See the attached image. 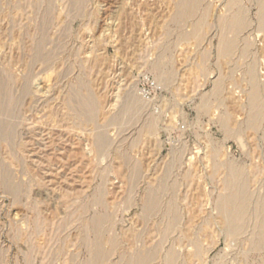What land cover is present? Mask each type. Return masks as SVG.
Masks as SVG:
<instances>
[{
	"label": "rangeland",
	"instance_id": "obj_1",
	"mask_svg": "<svg viewBox=\"0 0 264 264\" xmlns=\"http://www.w3.org/2000/svg\"><path fill=\"white\" fill-rule=\"evenodd\" d=\"M263 13L0 0V264H264Z\"/></svg>",
	"mask_w": 264,
	"mask_h": 264
},
{
	"label": "bare ground",
	"instance_id": "obj_2",
	"mask_svg": "<svg viewBox=\"0 0 264 264\" xmlns=\"http://www.w3.org/2000/svg\"><path fill=\"white\" fill-rule=\"evenodd\" d=\"M253 1V0H252ZM262 2V1H261ZM263 10V8H262ZM181 12V11H180ZM183 12L185 15H191L192 12H193V5H190L189 3L186 4L184 7H183ZM207 13V12H206ZM181 14V13H180ZM264 14V13H263ZM41 16V15H40ZM207 16V15H206ZM178 18V16H176ZM176 19V18H175ZM181 19V18H180ZM185 19V18H184ZM179 20V19H178ZM182 20V19H181ZM44 21V20H43ZM245 21V20H244ZM178 22V21H177ZM239 19H234L232 21L233 23V28L235 31H237L238 29V26H239ZM44 23V22H43ZM42 23V24H43ZM244 24V23H243ZM198 25V24H197ZM226 26V25H225ZM246 26V25H245ZM194 28V27H193ZM39 29V28H38ZM229 30V27L228 29ZM246 30V29H245ZM232 31V30H231ZM197 36V35H196ZM193 37V36H192ZM198 37V36H197ZM34 38V37H33ZM44 39V38H43ZM227 40V39H226ZM40 42V41H39ZM223 42V41H222ZM45 43V42H44ZM237 43V42H235ZM40 44V43H38ZM35 45V44H34ZM222 45V44H221ZM231 44L225 42L222 47H221V53L223 55L225 54H228L231 50ZM40 45H38V48H39ZM40 50V49H39ZM246 51V50H245ZM32 53V52H31ZM232 53V52H230ZM229 53V54H230ZM244 53V52H243ZM249 55V54H248ZM34 56V55H33ZM39 59V58H38ZM37 59V61H38ZM40 61V60H39ZM160 65V64H159ZM236 69V68H235ZM237 70V69H236ZM253 72V71H252ZM258 74V73H257ZM253 79V78H252ZM23 85V84H22ZM29 87V86H28ZM220 89V88H219ZM23 90V89H22ZM258 92V91H257ZM251 101H252V104L253 106H256L257 105V102H258V97L256 95V93H252L251 94ZM14 103V102H13ZM16 103V102H15ZM86 103V102H85ZM13 105V104H12ZM83 105V103L81 104ZM91 105V104H90ZM85 106H88L87 104H85ZM80 107V106H79ZM91 107V106H90ZM89 107V108H90ZM82 108V107H81ZM80 110V109H79ZM78 111V110H77ZM90 111V110H89ZM85 112V111H83ZM91 112V111H90ZM79 113H81L79 111ZM87 115V114H86ZM253 117V116H252ZM90 119V118H89ZM93 119V117H92ZM254 119V118H253ZM252 119V120H253ZM87 120V119H85ZM250 123V121H249ZM247 125V124H246ZM252 126V125H251ZM231 132V131H230ZM12 135V134H11ZM100 139V138H99ZM104 139V137H103ZM101 140V139H100ZM101 144H103L101 142ZM103 149V147H102ZM205 170V169H204ZM237 171V170H236ZM233 177L234 180H236L238 177H239V174H232L231 175ZM230 193L228 194V197L223 199L222 202H221V211L223 213V216L226 220V223L228 224V226L231 228V230L235 231L236 229H238L239 227V224L241 222H243L245 220V216H246V213H247V209H246V206H245V202L243 200H241V197L243 196V192L241 190V187H239L237 185V182L234 181L233 184H230ZM259 208V207H258ZM164 210V209H163ZM220 210V209H219ZM263 212H264V206H262V209H261ZM259 216V215H258ZM262 217V216H261ZM223 218V219H224ZM259 219V217H258ZM102 222V221H101ZM258 225V224H257ZM97 228V227H96ZM258 228V226H257ZM99 229V228H98ZM259 229L261 231L264 230V224H260L259 225ZM100 230V229H99ZM101 231V230H100ZM100 231H98L100 233ZM257 245H264V239H261L259 240L257 243ZM100 250V249H99ZM99 253V252H98ZM94 255V254H93ZM146 256V255H145ZM264 259V258H263ZM143 260V259H142ZM145 261V260H143ZM176 261V259H175ZM147 262V261H146ZM172 262V257H169L168 260H167V264H170ZM141 264V262H140Z\"/></svg>",
	"mask_w": 264,
	"mask_h": 264
}]
</instances>
